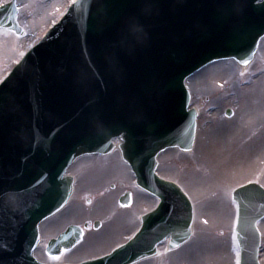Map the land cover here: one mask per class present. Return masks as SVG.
<instances>
[{
  "label": "rangeland",
  "instance_id": "1",
  "mask_svg": "<svg viewBox=\"0 0 264 264\" xmlns=\"http://www.w3.org/2000/svg\"><path fill=\"white\" fill-rule=\"evenodd\" d=\"M8 1L0 0V4ZM67 2L14 0L17 23L23 34L16 36L0 30V80L8 73L11 63L40 38L50 19L57 20ZM221 69L228 70L223 79L217 76ZM226 84L229 86L221 90ZM185 85L190 92V106L199 111L193 149L188 153L176 149L161 153L156 172L182 187L193 204L195 218L189 244L179 252L169 253V259L171 264H234L236 207L230 193L248 181L264 186V37L246 68H240L233 60L220 61L188 77ZM229 89H233V95L224 97ZM227 107L235 110L229 117L224 114ZM113 153L104 159H78L69 167L67 173L74 175L78 189L91 185L93 180L89 176L128 177V169L118 152ZM151 203L145 200L140 207L151 208ZM52 223H48L50 228ZM257 226L261 234L259 259L264 264V219ZM61 228L54 226V233ZM41 235L34 254L46 261L44 235Z\"/></svg>",
  "mask_w": 264,
  "mask_h": 264
},
{
  "label": "water",
  "instance_id": "2",
  "mask_svg": "<svg viewBox=\"0 0 264 264\" xmlns=\"http://www.w3.org/2000/svg\"><path fill=\"white\" fill-rule=\"evenodd\" d=\"M259 7L260 4L254 5V9H258ZM0 25L9 29H13L20 34V30H18L14 21V9L10 6H5L0 9ZM262 35H264V27L258 29L254 35L250 34L247 37L240 38L236 44L232 45V51H227L216 54L212 57L203 58L198 65H196L194 68L192 67L187 73H185V75H181V77H179L177 80L173 78L168 80L167 83H177L175 90L179 92L182 100V106L177 110V114L182 112L181 124L185 121L188 115H191V126L193 128V119L196 116V111L194 109H190L188 113L185 112V104L188 100V93L184 87L183 78L190 72H193L204 64H207L210 61H215L218 58L232 57L240 65H246L251 60L257 46V42ZM119 139L121 142L117 145V148L119 149L123 159L131 165L132 170L135 172L138 186L143 187L152 193H156L160 199L156 210L154 209L153 211L146 214L145 217H143L141 226L142 229L140 228L138 233L126 243V246L116 249L109 256L112 260L110 261L111 264H132L143 257L154 254L156 244L160 241L168 238L167 247L172 249L185 242L191 234L192 209L186 197L176 184L163 181L154 174V168L156 166L155 155L159 151L169 146H177L182 150H189L191 148V139H187L185 141H166L167 139L163 135L158 137V140L160 139L159 142L154 144L153 148L150 149H148L146 146L144 149H142V147L137 145L136 140H134L133 137L126 132V130H124V133H120ZM112 148L113 145L109 140L107 142V146L101 150H95V148L85 144L77 145L75 149L69 154L68 158L63 162V164L55 168L54 180L52 179L50 181V184L55 183L53 186L54 192L51 191L50 193L47 190L48 195L54 193V195H52L50 198L53 204L52 210L43 213L39 217L40 219H36L35 222L30 225V228L33 230L37 229V223L41 219L49 216L68 201L71 194L72 177L64 176L63 172L75 158L80 155L93 152L105 154L111 151ZM139 158H141V162L138 160ZM34 185L36 184H32L31 186ZM45 190L46 189H44V193ZM43 195L45 194H42L39 197L37 204L42 202ZM236 199L240 202V222L237 228V237L239 243H242L245 248L242 264H257L255 253L257 251V243L259 239L254 225L255 221L264 215V190L256 185H246L238 189L236 192ZM174 206L179 210V215H177L175 217L176 219L173 220V226L169 227L167 223L170 222V217H168L169 215L166 213H173L170 210V207L173 208ZM158 214L162 216L155 217ZM157 225H161L160 227L163 228V234L160 239L158 237L157 239L153 240L154 237L151 234L148 235V237L141 236V240H138L143 232L151 227H156ZM78 235V232L71 230L63 238H60L56 243H53L51 248L53 250H57L59 246H68L78 238ZM37 238L38 235L36 234V240ZM28 255L31 260L33 259L34 262L35 260L31 256L30 252ZM109 260H106L105 257L97 261H86L80 264H107Z\"/></svg>",
  "mask_w": 264,
  "mask_h": 264
},
{
  "label": "flooded vegetation",
  "instance_id": "3",
  "mask_svg": "<svg viewBox=\"0 0 264 264\" xmlns=\"http://www.w3.org/2000/svg\"><path fill=\"white\" fill-rule=\"evenodd\" d=\"M110 187L112 189L109 191H105V187H102L103 191L97 193L100 197L87 199V203L93 205V211H88L85 214L76 211L62 216L65 226L67 225L66 220L78 224L82 229V236L80 242L72 249L61 251L60 255L54 259L55 261L61 262L64 257H79L87 249H93L94 246L92 247L91 244L96 240H98L96 242L105 243L121 239L139 223L141 212H138V206L141 204V200H135L128 189L124 188L123 182H119L117 185L111 184ZM121 189L122 192L120 191ZM77 195L80 196L75 200L74 205L79 207L78 203L80 202L79 200H82L81 195L83 193H78ZM126 195L129 200L127 204L122 205L120 199ZM95 223L97 224L95 225ZM83 242H86V247L81 246ZM155 264L169 263L160 259Z\"/></svg>",
  "mask_w": 264,
  "mask_h": 264
},
{
  "label": "bare ground",
  "instance_id": "4",
  "mask_svg": "<svg viewBox=\"0 0 264 264\" xmlns=\"http://www.w3.org/2000/svg\"><path fill=\"white\" fill-rule=\"evenodd\" d=\"M217 72H218L217 76L219 75L220 79H223L225 77V75L228 73V71L225 69H221L220 72L219 71H217Z\"/></svg>",
  "mask_w": 264,
  "mask_h": 264
}]
</instances>
